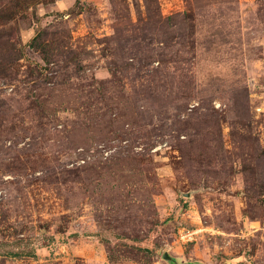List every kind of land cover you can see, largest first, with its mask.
I'll list each match as a JSON object with an SVG mask.
<instances>
[{"label": "rangeland", "instance_id": "1", "mask_svg": "<svg viewBox=\"0 0 264 264\" xmlns=\"http://www.w3.org/2000/svg\"><path fill=\"white\" fill-rule=\"evenodd\" d=\"M0 264H264V0H0Z\"/></svg>", "mask_w": 264, "mask_h": 264}, {"label": "built area", "instance_id": "2", "mask_svg": "<svg viewBox=\"0 0 264 264\" xmlns=\"http://www.w3.org/2000/svg\"><path fill=\"white\" fill-rule=\"evenodd\" d=\"M194 233L193 231H190V230H184L180 233L181 235V239L182 240H185L187 239V241H190V240H193L194 239Z\"/></svg>", "mask_w": 264, "mask_h": 264}, {"label": "water", "instance_id": "3", "mask_svg": "<svg viewBox=\"0 0 264 264\" xmlns=\"http://www.w3.org/2000/svg\"><path fill=\"white\" fill-rule=\"evenodd\" d=\"M165 256H166L167 258H169V257L167 256V254H165Z\"/></svg>", "mask_w": 264, "mask_h": 264}]
</instances>
